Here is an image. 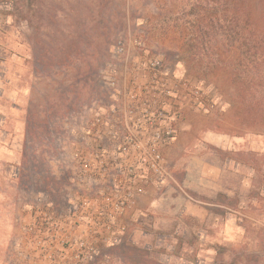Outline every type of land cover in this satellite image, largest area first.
Listing matches in <instances>:
<instances>
[{"label": "rangeland", "instance_id": "374dc122", "mask_svg": "<svg viewBox=\"0 0 264 264\" xmlns=\"http://www.w3.org/2000/svg\"><path fill=\"white\" fill-rule=\"evenodd\" d=\"M0 10V129L21 126L14 145L0 143V235L13 236L20 194L44 177L42 106L99 95L116 40L143 27L166 66L218 91L226 111L210 130L239 145L211 146L201 128L175 172L180 188L132 225L116 264H264V0H11Z\"/></svg>", "mask_w": 264, "mask_h": 264}, {"label": "built area", "instance_id": "2783aa9c", "mask_svg": "<svg viewBox=\"0 0 264 264\" xmlns=\"http://www.w3.org/2000/svg\"><path fill=\"white\" fill-rule=\"evenodd\" d=\"M145 35L139 27L135 39L116 40L100 94L49 125L60 130L48 137L40 184L19 196L3 264H116L145 201L180 188L167 150L182 123L226 107L215 88L166 66Z\"/></svg>", "mask_w": 264, "mask_h": 264}, {"label": "crops", "instance_id": "0c3cea01", "mask_svg": "<svg viewBox=\"0 0 264 264\" xmlns=\"http://www.w3.org/2000/svg\"><path fill=\"white\" fill-rule=\"evenodd\" d=\"M58 106H56L53 103H50L48 105H43L42 106V123L44 124L45 127V132H44V137H43V143L44 147L42 148V156L43 159L45 160L47 155H48V151H46V143L48 141V137L51 136L53 133L52 132H59V127H52L50 130H47V128L49 129L48 125H51L52 123H56L59 122L60 119L63 117L64 113L67 111V107H62L60 106L58 109ZM199 114H195V115H191L189 116V118L182 123L180 131L177 135V138L175 140V142L168 148L167 150V155L168 158L172 161V163L174 164V171L177 174V168L178 166L181 164L182 161H184V157L186 156V154L192 150V148H196L198 147V140L196 139V135L198 134V132L201 130V128L206 129L207 131V135H206V142H208L209 144H211V146H220L221 148L224 149H228L231 150L233 148H235V146L239 145V138H230L229 136H220L217 135L216 133L212 132L210 129H212L213 127V122L211 121V117L208 116L209 119H204V121H200L198 118L200 116H198ZM207 117V116H206ZM211 118V119H210ZM21 126L18 125V127H13L14 129H9L11 130L10 132L8 131H4L2 129H0V143L3 142L4 140H11V145H14V143H16V139L19 138V131ZM19 128V129H18ZM53 128L55 130H53ZM30 129V128H29ZM28 129V139L36 141L35 139L36 137V132L35 131H29ZM35 129V127H34ZM20 139V138H19ZM15 140V141H13ZM234 142H236L234 144ZM202 144V143H201ZM1 148V146H0ZM1 180V177H0ZM172 189V187H171ZM171 189H168L166 192V195L169 193V191ZM3 184H2V180L0 181V209L4 208V197H3ZM173 190V189H172ZM165 195V196H166ZM158 199L156 201L151 202V199H147L145 202L146 203H151L150 206H148L146 208V210L148 211V213H150V209L154 208L155 204H159L161 202H163V204L167 203V201L165 202V200ZM186 208L184 207L181 213H185ZM147 213V214H148ZM189 214L188 212L185 213V215ZM11 215L13 216V212L11 213ZM11 216V219H12ZM141 217V216H140ZM25 221H28V218L25 217ZM12 232V231H11ZM16 233V228H13V234L14 235ZM11 234V233H9ZM11 235H0V247L1 248H5V246L7 245V243L10 240Z\"/></svg>", "mask_w": 264, "mask_h": 264}, {"label": "trees", "instance_id": "16d2710c", "mask_svg": "<svg viewBox=\"0 0 264 264\" xmlns=\"http://www.w3.org/2000/svg\"><path fill=\"white\" fill-rule=\"evenodd\" d=\"M7 1H11V0H0V2H7ZM227 4V3H226ZM225 6V5H224ZM9 12H4V11H1L0 10V17L5 15V14H8ZM219 255H217L216 259L212 262V263H209V264H254V263H251V261L253 260V258H244V257H241V256H238L236 258H233L232 260L230 261H221L219 260ZM153 264H159L157 262H152Z\"/></svg>", "mask_w": 264, "mask_h": 264}]
</instances>
